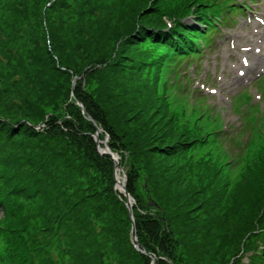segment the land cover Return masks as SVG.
Here are the masks:
<instances>
[{"label":"rangeland","instance_id":"obj_1","mask_svg":"<svg viewBox=\"0 0 264 264\" xmlns=\"http://www.w3.org/2000/svg\"><path fill=\"white\" fill-rule=\"evenodd\" d=\"M64 1H66L67 4L64 5L63 0H61L60 3H62V5L60 6L58 4V8L50 12L49 21L52 23V26L48 28L58 29L61 34L65 35V38L72 37L73 33H75L80 39L88 40L90 32L95 26H89L87 22L79 20L76 6L73 3L74 0ZM127 1L130 2L131 0ZM173 1L174 4H176L180 0ZM195 1L196 0H187L185 10L192 11ZM28 3L32 4L33 1L30 0ZM45 3H47V0H43L41 8L47 5ZM4 5V1L2 0L0 2V30L4 29L6 34L10 35V40L6 43L4 41L5 37H0V40L4 41L3 43L6 45L1 46L5 49L3 52L12 56L13 53L10 51L15 52L19 50L23 54H25L23 51L26 49L32 51L33 41L29 31L30 25L26 27L27 32L23 35L14 31L16 28L15 17ZM158 13H160V11H158ZM186 16L187 14L182 17L184 18ZM45 29L44 23L36 27V30L39 32L45 31ZM236 31L238 32L237 29ZM116 35H119V33H109L105 42H107L108 39L112 42L115 41L114 36ZM84 36L86 38H84ZM44 37L42 44L46 45L47 50H49V46L53 45V41L49 42L52 38V34L45 35ZM135 48L140 55L139 60L142 59L140 63V72L137 71L135 77L138 79L136 83L142 85L145 84L148 79H151V83H156L158 70L153 64H156V59L161 56V52H163L164 48L151 42H144L135 46L134 49ZM111 49L112 46L107 45L104 51L109 52ZM224 51L227 52L228 48L226 49L223 47L221 49V55ZM203 52L204 53L201 54L200 57L201 60L191 61V59H189L184 67L190 69L191 65L195 67L200 61L202 64L210 61V70H215L216 62L213 59L216 58L208 57L206 59L207 49ZM27 53L29 54L30 52ZM98 55L99 52L88 51L75 53L71 57L66 56V58L69 62V66L76 70L78 75L83 76L86 74L88 68L93 66L92 63ZM146 57L148 58V62L146 61ZM18 63V58L12 59L9 66L7 57L4 55L0 57V116L25 120L24 117L33 118L32 115H35V113L38 114L43 109L48 113L53 112L55 116H58V114H61V117L67 116L65 107L66 99L63 96L64 94H61L70 91L68 88H71V82H67L70 81V79L66 80V78H60V75H58L55 80H51L50 75H44V78H49V83L48 85H43L41 83L42 78L37 75L38 73L33 69L34 65H25L24 67L17 65L16 70L30 79H26L23 75H14L12 78L6 80L4 75L13 73L11 65ZM102 68V65H99V67L94 69L89 78L87 76H80L79 79L83 80L84 92L88 98L94 97L96 99L101 96V98H105L104 100L107 101L109 99V94L105 96L106 93L103 92L101 95L100 89L105 84L107 85L110 83L112 85L113 81L109 76H106V74H98L100 72L99 69L101 70ZM135 68L137 69V67ZM207 71L208 68L205 72ZM52 72L54 73L53 70ZM165 83H167V80ZM167 84L169 88L176 85L180 87L179 84L171 86L169 83ZM106 85L104 86V90L107 87ZM75 87L78 88L77 86ZM194 90L192 92L193 94ZM160 93V95H164V92L160 91ZM169 94L170 100L168 99V103L170 107L171 105L175 106L177 111H180L181 114L182 110L186 109L189 115H191V106L189 104L185 101L181 102V100H178L179 97L173 94L172 91H169ZM116 97L117 98L114 100L116 101L118 99L120 101L115 102L113 101L115 97H111L113 102L111 103L112 107L109 108V111H113L117 115H107V129L101 128V134H103V136L107 135L108 142H113L111 139L112 137L117 139L114 136L116 133L121 137L117 140H125L129 145H131L132 142L133 144H137L141 149V154L131 155L132 157L123 151V154L119 155V164L121 161V165H124L127 175L129 172L131 174L130 178L127 176V181L125 182L126 187L131 185L132 188L134 187L137 194L136 201L133 198V212L134 206H138H135V211L139 214V220L137 221L135 215L134 219L137 221L135 224L139 242H147L154 245L151 234L154 227L152 224L148 223L152 220L150 218L151 215L156 218L157 226L160 225L163 227L160 234L161 237L164 235L165 231L163 242L160 240L159 244H157L161 245V248H163L162 255H164V257L159 254L163 259L159 258L156 264H251L253 262L252 260L257 258L258 254L261 253L260 249L262 248L261 238L264 229L260 228L261 226L259 223L255 222V217L258 216L260 207H262L260 212L264 210V178L263 180L259 179L258 183H261H259V187L256 183V187L251 188V184L249 185L248 183L250 181L248 178L251 180L258 178V169L255 172H250L249 169L246 171L245 165H247L246 161H253L260 154V147L264 144L260 140L264 137V132L261 133V131L256 130V133L261 134L259 137L257 136L258 138H256V134H251V131L248 132L249 136L251 134L253 141L247 153H245V151L244 153L240 151L243 155L241 156L242 159H240V162L237 164H234L236 162L230 160V156L227 154L224 147L222 146V148L218 145L217 140H214L211 136V141L217 147L218 155L223 158V165L221 167L226 169L229 178H225L224 174H222L224 170H222L220 166L215 168L204 167V169H192L188 167V180L192 181L204 191L205 195L203 194V196H201L200 191L188 183H183L179 178V165L173 159H169L167 155L161 154V149L166 147L168 139L165 134V130L167 132L168 130L164 127L162 122L156 117L153 119L150 117V114H148V116L144 114L139 115L140 109H137L138 112H134V106H127L124 104V96L118 97L117 95ZM187 98L189 99V97ZM182 100L186 99L182 98ZM56 102H58L57 106L54 105ZM70 111H72V115L76 114V110L71 109ZM172 112L175 113L173 110ZM177 116L180 118L181 115ZM184 118L185 117L181 116L179 120L185 122L186 120ZM209 120L210 121L206 120L203 123L206 129L210 126L213 128V125L217 123L215 118H211L210 116ZM34 121L38 122L40 120L35 118ZM62 127L65 131L72 129L71 125L66 123H64ZM113 131L114 134H112ZM46 139V141H41L46 148H59L58 150L64 152L62 157H65L64 161H67V163L64 164H69L73 161V163L77 165H82V167L76 166L75 171L71 172L68 170L67 172H61L59 168L56 171V164L61 163V159L59 157L55 159L54 155L48 157L47 163L53 171L52 175L55 174V185L57 186L56 193L60 195L61 203L64 202L63 199H67V202L70 203L68 204L69 208L72 209L76 217L81 216V209L83 216L87 215L86 209L92 212L91 228L89 226L85 228L84 225L77 224L78 228L83 226L85 233H88L89 243L86 240L84 243L82 242L78 245L74 243L71 245L70 243H72V239L74 240V238L71 236L70 229L66 225L64 226L65 228L62 227L61 230H58V234L40 232L39 230V238L43 241V245L45 244L44 240L49 241V244L45 247L47 255L46 264L152 263L149 259L145 262H143L144 260L141 261V255L135 259V257H130L133 255L131 252L129 257L127 254L132 246V219L128 212L125 210L121 211L117 204V199L120 200L121 198L126 207L127 199L120 186L124 183L122 178L123 173H119V175H121L120 180L117 177L118 174H115L114 166L112 167L111 165L110 169L108 165H101V160L97 163V155L89 148L86 142L82 143V150L79 151L75 150L69 142L58 143L56 140ZM173 140H175V138H173ZM220 142L223 143L221 140ZM198 144H200V142H198ZM233 146L235 148L236 144ZM0 148L4 149L3 143H0ZM206 149L207 148L200 147L194 152V161L196 163L198 161L200 162L201 157L206 155ZM35 152L45 157L53 154L51 151H42L39 148H35ZM4 154L5 152H3V155ZM31 158L33 162L36 163V159L34 157ZM189 158L190 156L188 157L187 153L185 158L184 152H182L177 156L176 160L185 163L186 160L189 162ZM54 160L57 161L53 162ZM257 161L258 162L253 165V168L259 163V167L261 165L264 167V158L259 157ZM34 165L38 168L37 163ZM215 169L218 171L217 175L214 172ZM117 181L119 182L118 184ZM256 191L259 195L252 194ZM210 196L212 197L211 199H209ZM150 198L153 199L152 201L156 203V206H148ZM100 200L109 203L110 218L113 219L115 216L118 217L117 220L111 221L114 222L113 226L112 223L108 224L103 219L97 218L96 215H94L99 211L97 205ZM11 201L14 204V206L11 207L12 214L9 215V212H7L6 217L9 216V218H11L14 216L19 221L28 219L26 234L24 228L21 232V236L24 241L27 242L29 251L34 252L38 246L39 239L38 236H35V227L38 229L41 227V219L36 217V215H38L37 211L31 205V203L33 205L35 203L33 201H25L24 199H16V202L12 199ZM167 202H170L171 207H168ZM112 204L116 208H114ZM3 212V210H0V220L1 217L3 218ZM82 218L84 217H81V219ZM4 222L11 225L6 220ZM109 225L112 231L110 228H106V226ZM79 231L80 236L84 235L82 234L83 231L80 229ZM123 249H126V255L122 252ZM31 256L38 260L34 253H32Z\"/></svg>","mask_w":264,"mask_h":264},{"label":"trees","instance_id":"obj_2","mask_svg":"<svg viewBox=\"0 0 264 264\" xmlns=\"http://www.w3.org/2000/svg\"><path fill=\"white\" fill-rule=\"evenodd\" d=\"M1 1L2 0H0V2ZM3 1L5 4L4 6H6L7 10L10 13L12 12L15 17L16 28L14 31L23 35L27 32L26 27L30 25L29 31L32 35L33 41L32 51L26 49L23 51L25 54H23L19 50L15 52L9 50L13 53L12 56H9L7 53L3 52L5 49L1 46H6L3 42L5 41L7 43V41L10 40V35L6 34L4 29L0 30V37H5L4 41L0 40V57L2 55L7 57L9 66L12 59L14 60L18 58L19 61L18 64L11 65L13 73L4 75V78L7 80L14 75H23L16 70L17 65L21 67H24L25 65H34L33 69L38 73L37 75L42 78L41 83L43 85H48L49 83V78H44V75H50L51 80H55V78L60 75V78L64 77L66 80L70 79V81L67 82H71V88H68L70 90L69 92L66 91L61 94H64L63 96L66 99L65 107L67 116L61 117V114L55 116L53 112L48 113L43 108L38 114L35 113V115H32L33 118L24 117L25 120L0 116V143H3L4 147V149L0 148V210L4 211L3 218L1 217L0 220V264H46L47 255L45 247H47L49 241L44 240L45 244L43 245V241L39 238V234L40 232L58 234V230H61L65 225L68 226L71 236L75 240L72 239V243H70L71 245L74 243L78 245L82 242L84 243L86 240L88 241V233H85L83 226L78 228L77 224H82L85 228L88 226L91 228L92 212L86 209L87 215L83 216L81 209V216L76 217L73 214L72 209L69 208L68 204L70 203L67 202V199H63L64 205L61 203L60 195L56 193L57 186L55 185V174L52 175L53 171L50 169L47 159L49 156L53 155L55 159L56 157H59L61 163H57L55 169L57 171L59 168L61 172H67V170L70 172L75 171L76 166L82 167V165H77L73 163V161L69 164H64L67 163V161H64L65 157H62L64 152L58 150V147V149L51 147L46 148L41 141H46V138H49L56 140L58 143L69 142L75 150L79 151L82 150V143L86 142L89 145V148L97 155L98 161L95 159L97 163L101 160V165H108L111 169L110 166H114L111 156L101 155L98 151L94 139V134L97 131L94 122L100 128L107 129V115H117L115 112L109 111V108L112 107L111 103L115 101L114 99L117 98V95L118 97L124 96V104L127 106H134L136 109L133 110L134 112L137 111V109H140L139 115L144 114L145 116H148V114H150V117L153 119L156 117L162 122L169 133L165 130L168 139L166 147L161 149V154L167 155L169 159H173L179 165V178L182 182L195 187L201 192L200 195L203 196L204 191L192 181L188 180V167L192 169H204V167L215 168L223 165V158L218 155L217 147L213 144L211 139L209 143L204 139L205 136H210V129L208 128L207 130L203 124L208 120V117L206 116L205 118L202 116V113L195 108L196 111L195 109L193 110V116H189L186 111H182L186 112L192 123L190 124L189 121L181 122L179 120L181 118H178L177 115L172 112L170 104L168 103L167 95L169 94L170 89L168 86L160 87L158 75L156 76V83H151V79H148V81L142 85H138L136 83L138 79L135 78L137 71L140 72V63L142 61V59L139 60L140 55L138 50L136 48L134 49L135 46L144 42H151L167 49L173 48L176 51H180L187 47L191 39V31L195 29L193 28L194 26L190 27L191 31L188 28L183 27L181 24H179L177 30H173L169 33L162 31V29L166 27L167 19H175L178 23H181L180 17L191 12L185 10L187 0H180L176 4H174L173 0H131L130 2L127 0H74L73 3L76 6L77 17L79 20L87 22L89 26H95L90 32L88 40L80 39L75 33H73L72 37L65 38V35L61 34L58 29L48 28L49 26H52V23L49 21V14L53 9L58 8V4L60 6L62 5V3H60L61 0H47V3H45L47 5L42 8L41 5L43 0H32V4L28 3L30 0ZM213 2L214 0H200V5L206 6ZM63 4H67L66 1L63 0ZM158 11H160V13H158ZM41 23H44L46 29L45 31L39 32L36 30V27ZM115 32L119 33V35L114 36V43L109 41V39L105 42L108 34ZM49 34H52V38L49 42L53 41V45L49 46V50H47L46 45H43L42 42L43 38H45L44 36ZM84 38L86 37L84 36ZM107 45L112 46V49L109 52L104 51V48ZM88 51L99 52V55L93 61V66L88 68L86 74L83 76L89 78L94 69L99 67V65H102L103 68L101 70L99 69L100 72L98 74H106V76H109L113 81L112 85L110 83L107 85L105 84L107 86L105 90V85L100 89L101 95L103 92L106 93L105 96L109 94V99L107 101L104 100L105 98H101V96L96 99L94 97L88 98L84 92V86L82 84L83 80L79 79L80 76H83L78 75V72L69 66L66 56L71 57L75 53ZM27 52L30 53L28 54ZM146 61L148 62L147 57ZM156 61V64L153 65L158 68L159 72L160 63L158 62V59H156ZM135 67H137V69ZM23 76L26 79H30L25 75ZM74 79H76L77 82L75 86L78 88L75 87L73 90ZM160 91L164 92V95H160ZM111 97H115L113 98V101ZM78 101L85 106L87 114L83 113L82 108L78 105ZM116 101L119 102L120 100L117 99ZM54 105L57 106L58 102L54 103ZM71 109L76 110V114L72 115V111H70ZM35 118H38L40 121L35 122ZM90 118L92 120H90ZM157 122L159 123L158 120ZM64 123L71 125L72 129L65 131L62 127ZM197 127H199V130H201L203 134L199 132L197 133ZM112 134H114V131ZM100 136L101 140H105L107 135L103 136V134H101ZM114 136L117 139L121 138L116 133ZM173 138H175V140H173ZM117 139L112 137L111 140H113V142H108V145L113 152L122 155L124 151L130 157H132L131 155L141 154V149L137 144L131 142V145H129L125 140ZM198 142H200V144H198ZM102 147H104L103 144ZM200 147L207 148V153L205 156L201 157L200 162L198 161L196 163L194 161V152ZM35 148H39L42 151H51L53 154L45 157L44 155L35 152ZM3 152H5L4 155ZM182 152H184L185 158L186 153L188 157L190 156L189 162L186 160L185 163H181L176 160L177 156ZM31 157L36 159L39 169L35 167L34 164L36 163L33 162ZM259 157L264 158V146L260 150L258 157L253 161L248 160V162H246L247 165H245L246 171L249 169L250 172H255L258 169V178L253 180L248 178V180H250L248 183L249 185L251 184V188L256 187V183L259 187L261 184L260 182V184L258 183L259 179L263 180L264 178V167L262 165L259 167L260 163L253 168V165L258 162L257 160ZM56 161L57 160H54L53 162ZM121 164L120 161V166L124 168V165ZM221 169L224 170L222 174L228 179L229 177L226 173V169H223L222 167ZM214 172L216 175L218 174L216 169ZM130 175L129 172L127 176L130 178ZM245 175L247 176L246 172ZM127 188L130 195L136 201L137 194L134 187L132 188L130 185ZM252 194L259 195L257 191ZM211 196L209 199L212 198ZM12 199L15 202L16 199H24L25 201H33L35 203L34 205L31 203V205L37 211L38 215H36V217L41 219L40 229L35 227L34 232L35 236H38L39 238L38 246L35 250L37 252L29 251L27 242H25L21 236V232L24 228L26 234L28 219L19 221L14 216H10L11 218H9V216L6 217L7 212H9V215L12 214L11 207L14 206L11 201ZM152 200L153 199L151 198L150 202ZM108 204L109 203L100 200L97 205L99 211L94 215H96L97 218L99 217L103 219L108 224L112 223L113 226L114 222L111 221L117 220L118 217L115 216L113 219L109 217L110 207ZM117 204L121 211L125 210L129 214L128 208L124 206V201H122L121 198L120 200L117 199ZM167 205L168 207H171L170 202H167ZM135 206L133 215L136 216L138 221L139 214L136 213ZM114 208L116 207L114 206ZM261 208L262 207L258 210L259 213L258 216L255 217V222L260 224V228L264 229V210L260 212ZM81 217L84 218L81 219ZM150 218L152 220L150 219L151 221L148 223L152 224L154 227L151 232L154 245L147 242L143 243L141 241L140 243L144 249L154 253L157 260L159 258L163 259L160 257L163 248H161V245L157 244H159L160 240L163 242L165 231L164 235L161 237L160 234L163 227L160 225L157 226L156 218H154L153 215H151ZM5 220L11 225L6 224L4 222ZM137 221H135V223ZM106 228H110L111 230L110 225L106 226ZM79 229L83 231L82 234L84 235L80 236ZM131 245L132 246L127 253L128 257L131 252L133 255L130 257H135L136 259V257L138 258V256L141 255L143 258H141V261L144 260L143 262H145L147 259L151 260L150 257L138 251L132 243ZM261 247V253L258 254L257 258L252 260L253 262L251 264H264V231L261 238ZM125 251L126 249L122 250L124 255H126ZM32 253L35 254L38 260L31 256ZM162 256L164 257V255Z\"/></svg>","mask_w":264,"mask_h":264},{"label":"water","instance_id":"obj_3","mask_svg":"<svg viewBox=\"0 0 264 264\" xmlns=\"http://www.w3.org/2000/svg\"><path fill=\"white\" fill-rule=\"evenodd\" d=\"M75 84H76V79H74V81H73V90L75 89ZM78 105L82 108L83 113L87 114L85 106L80 101H78ZM90 120H92V119L90 118ZM94 125L97 129L96 133L94 134V139H95V142L97 144L99 153L101 155H110L111 156V159L114 163L115 174H119L120 172L123 173L122 178H123L124 183H122L120 186L123 190L124 195L126 196V199H127L126 207L128 208L130 218L132 219V229H131L132 244L138 251H140L144 255L151 258V260H152L151 264H156V262H157L156 255L154 253H151V252L147 251L146 249H144L143 246L141 245V243L139 242L138 238H137L136 224H135V219H134V215H133V204H134L133 201H134V199L130 195V193L127 191V187L125 185V182L127 181V173H126L125 169L123 167H121L119 164L120 157L117 153L113 152L110 149V147L108 145V137H106V139L104 141H102L100 139L101 128L99 126H97V124L95 122H94ZM102 144L104 145V148L101 147ZM118 183L119 182L117 181V184ZM150 200H151V198H150ZM151 205L156 206V203L154 201H151L148 206H151Z\"/></svg>","mask_w":264,"mask_h":264},{"label":"bare ground","instance_id":"obj_4","mask_svg":"<svg viewBox=\"0 0 264 264\" xmlns=\"http://www.w3.org/2000/svg\"><path fill=\"white\" fill-rule=\"evenodd\" d=\"M102 148H103V147H102ZM117 177L121 180V175L118 174Z\"/></svg>","mask_w":264,"mask_h":264}]
</instances>
